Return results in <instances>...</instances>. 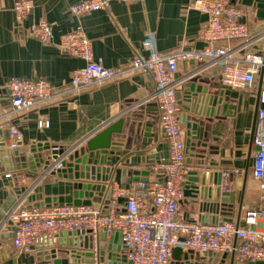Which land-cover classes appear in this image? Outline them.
Wrapping results in <instances>:
<instances>
[{"label":"crops","instance_id":"obj_1","mask_svg":"<svg viewBox=\"0 0 264 264\" xmlns=\"http://www.w3.org/2000/svg\"><path fill=\"white\" fill-rule=\"evenodd\" d=\"M79 1L82 0H36L33 12L22 22L14 11L15 0H0V86L11 76H21L45 78L57 90L51 101L12 115V122L22 134L19 149L26 153L32 145L39 143H49L52 147L65 150L80 148L106 126L124 119L122 132L113 134L114 140L122 146L119 148L121 154L113 156V165H120L112 185L114 188L120 185L136 188L139 181L122 182V169H147L149 163L136 161L127 164V161L138 157L148 158L151 154L159 161L167 157V149L160 128L155 85L149 74L132 70L131 61L136 54L148 55L144 48L147 38H152L162 53L200 49V44L204 43L201 33L207 17L193 7L195 0L113 1L107 9L77 16L72 13L71 6ZM231 2L245 10L241 21L249 26L252 35L248 41L237 40L231 43L232 49L233 46L236 49V57L246 52H264V0ZM42 20L52 26V42L45 43L28 33L31 26ZM77 28H81L92 41L94 56L103 58L106 67L122 68L123 73L117 79L107 80L95 88L80 92L68 91L72 72L84 66L86 61L62 50L58 44L62 34ZM194 69H197L194 75L198 77L197 84H224L219 64L207 60H195V64L182 61L176 74L177 88L190 80L188 77ZM236 91L239 96L231 100L237 106L233 115L224 120L213 118L208 121L203 115L197 118L205 120L204 129L208 135L203 139L206 146L201 148L206 150V160L216 164L211 170H241L240 174H233L230 179V191L235 194L234 206L228 210V214H220L219 219L232 218L245 226L246 209L264 208L260 181L252 173L254 153L257 150L253 144V134L259 100L257 90L239 88ZM1 106L4 110L10 108V100L4 90ZM179 109L181 112L185 111L181 106ZM41 114L50 118L49 128L38 127L37 119ZM5 124V120L0 121V128H7ZM182 126L185 133V125ZM51 151L44 150V157L51 155ZM194 169L195 167L191 170ZM28 170L29 168L6 171L1 167L0 233L9 235L2 242L3 246H10L13 255L1 254L0 264H40L37 253L41 250L39 239L43 236L35 240L31 250L20 252L12 245V231H5L8 224H4L11 209L19 205L27 207L30 203L14 187L31 184ZM41 170L42 167L39 168L40 172ZM6 173L12 174L14 185L3 178ZM154 176L151 172L149 177ZM59 179L47 174L37 184L54 183ZM106 194L107 190L103 200ZM120 201L122 203L124 199L121 198ZM199 203L200 198L183 195L181 210L184 216L197 221L200 214ZM92 206L102 209L103 201H93ZM113 234H106L104 240L100 237V244L104 243L106 247L110 245ZM52 247L59 248L57 242ZM78 250L82 253L87 251L84 247H78ZM186 251L182 250L181 255ZM200 255L202 253L195 252V260ZM95 264H100L99 260ZM171 264L180 262L174 263L173 259ZM214 264L237 263L232 254L221 253Z\"/></svg>","mask_w":264,"mask_h":264},{"label":"built area","instance_id":"obj_2","mask_svg":"<svg viewBox=\"0 0 264 264\" xmlns=\"http://www.w3.org/2000/svg\"><path fill=\"white\" fill-rule=\"evenodd\" d=\"M36 0H15L14 11L20 21L33 12ZM113 1L142 2L143 0H82L71 6L77 16L107 9ZM194 8L206 15L201 33L205 46L196 50L160 52L152 38L144 48L148 55L136 54L131 69L149 74L155 85V98L159 108V122L165 139L167 157L149 163L147 170L154 173L148 181H139L136 188H112L108 212L92 205H63L45 208L17 206L5 218L12 231V245L17 251L31 250L41 236L79 231L93 237L94 261L98 260L101 233H120L132 264H171L174 249L193 250L198 253L218 252L232 254L237 264H264V208H249L244 212L245 226L235 221L204 223L190 220L181 210L184 182L194 167L188 163L185 152V133L180 121L176 74L182 61H210L222 68V81L233 89L257 90L259 106L253 134L257 147L252 166L253 176L260 181L264 200V52H246L236 57L231 43L248 41L252 35L249 26L241 21L245 10L231 0H195ZM29 35L45 43L52 42V26L45 20L35 23ZM59 47L73 56L83 58L84 66L71 75L68 91L92 89L107 80H115L122 68H109L101 57H95L92 41L81 28L60 36ZM10 100L9 110L1 106L2 92ZM56 86L45 78L11 76L0 86V121L10 129L7 141L11 149L21 146L22 134L12 122L14 115L51 101ZM13 115V116H12ZM39 128H49L50 118L41 114ZM57 147V146H56ZM58 148V147H57ZM239 168L222 171L221 187L230 191V179L240 174ZM124 202L121 203L120 199ZM11 222L10 224L8 222Z\"/></svg>","mask_w":264,"mask_h":264},{"label":"water","instance_id":"obj_3","mask_svg":"<svg viewBox=\"0 0 264 264\" xmlns=\"http://www.w3.org/2000/svg\"><path fill=\"white\" fill-rule=\"evenodd\" d=\"M204 46L205 43L200 44V49ZM190 62L195 64V60H190ZM196 72L197 69L192 70L188 77L190 80L177 88L178 103L185 110L180 111L179 118L185 125L187 161L195 167L194 170L188 172L184 182V195L195 199L200 198L198 221L211 224L231 222L232 218L225 217L220 220L219 215L228 214V210L234 206L235 194L222 189V171L211 170V167L216 164L206 160L204 156L206 150L201 147L206 146L203 139L208 135L204 129L205 120L211 121L213 118L224 120L233 115L237 106L232 104L231 100L237 98L239 93L226 84L218 85L209 82L205 85L197 84L198 77L194 76ZM201 115L206 119L197 118ZM123 125L124 119H119L95 134L80 148L73 147L65 150L61 147H52L49 143H39L32 145L26 153L19 148L11 149L7 144L10 129L0 128V171L1 167L6 171L29 168L27 175L32 179L31 184L14 186L23 198L27 197V201L30 202L28 208H45L65 204L92 205L93 201H103V211L108 212L112 184L115 181L114 175L120 165V163L113 165V156L121 154L119 148L122 146L120 142L114 140L113 134L121 133ZM44 150H52L51 155L45 158ZM155 159V156L151 154L148 158H132L127 161V164L136 161L153 163ZM47 174L60 179L54 183L47 182L38 185L37 182ZM149 176L150 171L147 169L131 167L122 169L123 183L148 181ZM3 178L14 185L12 174L6 173ZM106 190L107 194L103 200ZM7 230L11 228L7 226L5 231ZM106 234L104 230L101 237L103 240ZM7 237L9 235L5 232L0 233V255L6 253L12 256L10 246H3L2 240ZM55 238L56 241H54ZM39 241L41 250L37 255L40 264H95L91 235L72 231L53 237L46 234ZM54 242H57L59 248H51ZM110 242L111 244L107 247L104 243L100 244L102 247L98 252L100 264H132L127 258V248L123 243L122 235L113 234ZM78 247H84L87 251L82 253ZM181 253V248L174 249V263L214 264L219 256L218 252H207L202 253L199 259L195 260L193 250H188L183 255ZM249 264H263V262Z\"/></svg>","mask_w":264,"mask_h":264}]
</instances>
